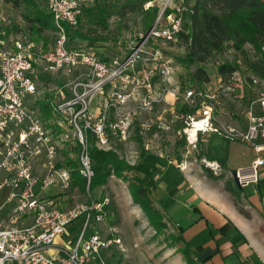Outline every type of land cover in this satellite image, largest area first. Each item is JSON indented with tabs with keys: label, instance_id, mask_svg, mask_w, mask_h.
Masks as SVG:
<instances>
[{
	"label": "built area",
	"instance_id": "built-area-1",
	"mask_svg": "<svg viewBox=\"0 0 264 264\" xmlns=\"http://www.w3.org/2000/svg\"><path fill=\"white\" fill-rule=\"evenodd\" d=\"M88 1L47 0L56 31L50 47L17 39L13 47L0 48V171L5 172L0 189L11 187L0 205V264H108L102 251L123 246L114 227L107 233L94 228L106 220L109 198L61 207L55 195L44 193L49 187L70 189V158L90 180L92 144L111 151L136 135L148 150L154 146V154L166 157L163 142L168 146L173 140L162 134L174 135L175 149L183 139L195 147L200 135L217 133L257 151L264 147L259 144L264 140V88L234 122L217 118L220 100L213 84L190 80L183 89H171L174 61L165 49L186 31L180 8L131 39L125 55L109 57L71 45V31L80 25ZM263 163L261 157L254 160L251 177L237 170L241 184L256 179ZM81 217L75 245H59L62 254L50 253L56 239Z\"/></svg>",
	"mask_w": 264,
	"mask_h": 264
},
{
	"label": "rangeland",
	"instance_id": "rangeland-1",
	"mask_svg": "<svg viewBox=\"0 0 264 264\" xmlns=\"http://www.w3.org/2000/svg\"><path fill=\"white\" fill-rule=\"evenodd\" d=\"M35 1L38 8L48 11L47 0ZM131 2L133 0H89L83 7L80 25L71 31V45L84 47L92 51H102L108 54L109 57L116 54L125 55L131 39H134L140 32L146 31L149 16V20L155 16L153 20L155 23L160 16L173 15L180 8L187 30V25L190 22L189 10L195 0H185L183 3H180V0H147L143 4L142 10L124 14L118 12L123 4ZM184 6L187 7V10H184ZM89 15L96 23L88 20ZM26 16H32L31 9L28 8L27 4L15 7L7 0H0V48L4 46L13 47L17 39H23L24 41L26 39L37 40L42 42L46 48L51 46L56 36L55 28H46L36 32L34 28H31V23ZM3 40L7 46L2 44L1 41ZM186 52L187 46L181 43L180 40L166 46L165 53L172 57L175 68L174 84L171 85L172 90L175 88L183 89L186 82L191 80V76L197 68V65H188L179 60V57L184 56ZM226 62L238 66V70L228 78L223 77L218 72L219 66ZM205 67L209 74V81L196 84L203 86L209 83L218 88L217 98L220 103L217 104V118L220 120L228 119L230 122L241 120L251 100L256 97L259 90L264 88V55H257L250 43L244 44L239 49L229 45L218 52ZM254 80H257V82ZM220 84L222 87H220ZM51 85L53 86V84ZM169 98H173V95L170 94ZM34 100L35 97H31L29 103L33 104ZM161 137L164 139L170 137L173 140V143L169 142L168 146L167 141L163 142L162 149L164 148L167 155L166 157H159L161 165L169 163L171 159L178 158L182 146L188 145L187 140L183 139L173 149L172 147L175 144L174 135L162 134ZM144 142L142 138L135 135L126 142L118 143L115 149L111 151L117 153L119 158L130 166H137L141 161L142 146L145 150L154 154L151 150L155 147L152 145V149L148 150ZM242 143H236L228 139L223 141L220 137L214 135L210 152H208V159L222 157L220 155H225L227 158L231 156L234 159L233 166H231L232 170L240 169V165L246 163L247 149L250 148L248 147L249 144ZM190 147L192 148V146ZM74 158H77V156H74ZM195 158L200 159L198 154ZM203 167L214 170L206 163H203ZM125 174L127 181L112 176L106 185L97 187L92 194L82 192L78 188L72 190L61 187H49L44 193L46 196L56 195L55 198H58V202L62 207L87 204L91 200L100 201L109 198V203L105 206L106 220L96 223L94 218L91 220L92 224L95 223V229L104 233L114 227L117 230L116 235L123 239L121 248L114 246L109 250L102 251L106 263L186 264L182 253L178 250L177 246L179 244L173 245L174 243L167 240V238L169 235L177 236L179 234L180 224L186 226L190 223V216H187L188 209L181 203L171 204L170 206L160 203L161 207L155 203V206L162 213L163 211L166 213H163V220L167 222L166 229L158 233L152 223L149 222L142 208L133 202L129 192L130 182H134V176L137 175L143 178L145 175L137 170ZM4 175L5 172L0 171V182ZM160 177L161 172L157 174V179H160ZM10 193L11 187L9 185H5L0 189V205L7 200ZM82 218L77 219L76 224H80ZM96 226L102 229L96 228ZM181 245H183L182 242ZM177 254L182 255V259Z\"/></svg>",
	"mask_w": 264,
	"mask_h": 264
},
{
	"label": "crops",
	"instance_id": "crops-1",
	"mask_svg": "<svg viewBox=\"0 0 264 264\" xmlns=\"http://www.w3.org/2000/svg\"><path fill=\"white\" fill-rule=\"evenodd\" d=\"M214 135L223 141L226 139L217 133L200 135L197 146L183 145L178 158L158 164L161 177L157 179L156 175L153 199L158 205L181 203L188 209L190 223L179 227L184 229L183 236L194 254L205 260V264H264V163L256 179L238 186L232 177L233 157H228L229 160L220 155L222 157L208 159ZM259 144L264 146V140L260 139ZM248 147L246 163L235 170H245L250 176L254 174V160L264 159V147L261 151L252 145ZM197 154L200 159L195 158ZM205 161L219 166L214 172L223 176L208 177L203 167ZM76 222L56 239L50 253L62 254L59 245H75L84 218L79 222L81 225ZM91 232L92 228L88 234ZM180 257L182 259V255Z\"/></svg>",
	"mask_w": 264,
	"mask_h": 264
},
{
	"label": "trees",
	"instance_id": "trees-1",
	"mask_svg": "<svg viewBox=\"0 0 264 264\" xmlns=\"http://www.w3.org/2000/svg\"><path fill=\"white\" fill-rule=\"evenodd\" d=\"M146 1L133 0L131 3L123 4L118 12L124 14L142 10ZM7 2L15 7L21 4L28 5L32 16L26 17L31 23V28L36 32L54 28L53 14L49 10L38 8L35 0H7ZM191 10L187 30L180 32L178 37L180 42L187 46V52L179 57V60L188 65H197L191 76L193 83L203 84L209 81L205 65L229 45L239 49L244 44L250 43L257 55H264V0H195ZM89 17L88 20L94 22L90 15ZM154 17L151 20H149L150 16L148 17L146 30L154 24ZM237 70L238 66L230 62L221 64L218 68V72L225 78ZM48 114L49 111L46 110V115ZM140 154V163L137 166H130L114 151L101 150L92 144L90 158L93 175L90 180L80 171L76 160L70 158L67 161V165L71 168L70 189L78 188L82 192L92 194L97 187L106 185L110 177L116 176L124 180L126 172L137 170L145 176L141 178L136 175L134 182H130L129 191L133 202L142 208L149 222L158 233H161L166 229L167 222L163 220V213L155 206L152 197V187H156L158 164L161 160L159 156L145 150L144 146ZM204 168L210 178L217 179L223 176L216 174L209 167ZM178 231L177 236L169 235L167 240L172 241L173 245L179 244L178 250L182 253L186 264H205V260L198 258L185 240L184 229L179 227Z\"/></svg>",
	"mask_w": 264,
	"mask_h": 264
},
{
	"label": "water",
	"instance_id": "water-1",
	"mask_svg": "<svg viewBox=\"0 0 264 264\" xmlns=\"http://www.w3.org/2000/svg\"><path fill=\"white\" fill-rule=\"evenodd\" d=\"M232 177H233L234 181L236 182V184H237L238 186H242V185H241V182H240V177H239V175H238V173H237V170H234V171L232 172Z\"/></svg>",
	"mask_w": 264,
	"mask_h": 264
}]
</instances>
